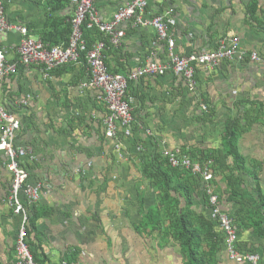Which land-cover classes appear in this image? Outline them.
<instances>
[{"label":"crops","instance_id":"crops-1","mask_svg":"<svg viewBox=\"0 0 264 264\" xmlns=\"http://www.w3.org/2000/svg\"><path fill=\"white\" fill-rule=\"evenodd\" d=\"M2 1L8 21L27 27L35 40L46 38L61 46L69 37L75 11L69 0ZM130 1L95 0V7L110 22ZM254 6L256 21L250 12ZM171 10L166 21L175 40L174 54L189 57L214 51L223 40L238 39L245 60H224L215 69L197 65L196 92L173 72L131 82L134 130L131 136L119 130L120 147L118 139L106 134L109 112L100 90L82 86L89 81L84 64L60 67L50 77L42 66L19 65L17 74L0 83L1 103L21 121L15 143L31 149L34 156H24L22 165L29 184L40 188V199L34 204L24 196L22 200L30 218L36 219L28 242L43 264H186L183 244L171 233L172 220L167 219L162 235L140 230L144 216L161 197L157 184L142 173L140 147L145 144L148 155L174 148L222 150L227 122L246 110L239 109L241 102H253L261 111L259 122L239 138L238 145L249 172L244 174L245 187L257 197L254 174L258 173L264 194V0H149V16ZM121 29L125 36L119 45L99 36L106 42L112 73L127 76L149 62L170 63L169 42L161 40L155 28L128 21ZM22 40L17 31L0 32V48L7 51L9 62L19 61ZM253 53L261 60L253 61ZM208 107L214 116L202 121ZM7 163L0 151V264H16L23 218L8 202L13 174ZM216 178L214 190L232 216L242 205L227 199L224 174ZM205 186L194 193L192 204L179 197L183 211L191 205L198 218L194 224L201 231L203 262L249 264L229 257L224 231L210 216ZM237 246L242 253L259 254L258 264H264V237L256 230L239 228Z\"/></svg>","mask_w":264,"mask_h":264},{"label":"built area","instance_id":"built-area-1","mask_svg":"<svg viewBox=\"0 0 264 264\" xmlns=\"http://www.w3.org/2000/svg\"><path fill=\"white\" fill-rule=\"evenodd\" d=\"M75 7L74 16L71 21L72 34L67 44L49 47L40 40H35L29 35L25 26L12 24L7 19L6 9L3 1L0 0V32L17 31L23 36L19 47V61L11 63L7 60V51L0 48V83L7 77L17 74L19 65L42 66L47 77L52 71L60 67L72 64H84L89 74V81L82 86L84 88H95L100 90L102 100L109 112L105 120L107 127L106 134L113 139H119L122 129L125 136H131L134 130V103L135 99L128 95L131 82L140 80L145 76H164L173 72L176 76L182 77L187 83L191 92H196L198 82L196 79L197 65H204L215 69L224 60H245V53L240 52L239 40H223L218 48L210 52L193 54L189 57H181L174 54L175 40L169 35V26L166 18L173 13V10L164 15L149 16V0H132L114 15L110 22H105L99 15L95 0H69ZM128 21H134L137 26L153 27L161 40L168 41L171 52L169 64L149 62L139 67L129 75L114 74L109 71L106 63L107 49L104 40L98 41L90 48L85 39V27L98 29L100 33L108 37L111 43L119 45L125 36L121 25ZM191 37L193 35H190ZM253 61H260L259 54H251ZM24 104H27L24 101ZM204 109L206 107L204 106ZM0 151L8 158V168L13 174V184L9 196V205L14 212L21 215L22 225L19 231L16 253V264H38L28 242V226L30 214L22 200L24 196L30 204L40 199V188L29 184V173L22 165V158L32 151L28 147L18 146L15 143L17 132L21 129L20 119L9 112L0 100ZM121 142L117 143L120 147ZM141 149V147H140ZM164 155L169 158L171 166L192 170L194 174L201 175L206 181V191L210 198V216L218 222L225 234V242L229 257L238 263L258 264L261 256L257 253H242L237 246L239 240V228L234 218L223 209L220 196L214 190L213 173L211 166L213 160L200 162L193 160L190 153L181 148L168 149Z\"/></svg>","mask_w":264,"mask_h":264},{"label":"trees","instance_id":"trees-1","mask_svg":"<svg viewBox=\"0 0 264 264\" xmlns=\"http://www.w3.org/2000/svg\"><path fill=\"white\" fill-rule=\"evenodd\" d=\"M250 12L253 21H256L257 7H251ZM71 34L72 26L68 33L69 37L65 38L66 42L64 44L69 42ZM99 36L103 37V34L98 29H88L87 26L85 27V39L90 48L95 42L104 39ZM43 41L51 48L60 45V42H53L46 38ZM238 104L239 109L244 110L246 108V110L241 115L227 122L224 133V149L206 152L191 150L188 153L196 161L207 162L213 160L211 166L215 174L213 183L218 184L216 177L223 173L229 189V192L228 190L226 191L228 193L227 199L237 201L242 205V209L232 214L236 224L239 228H253L264 237V194L260 186L259 174H254L257 193V197H254L249 188L245 187L246 179L244 174L248 172V168L246 166V159L240 152L238 145L239 138L244 133L249 132L253 124L259 122L261 111L258 105L253 102H241ZM213 116L214 112L208 107V110L204 112L202 121L211 120ZM140 151L143 159L141 167L143 175L156 183L161 192L159 204L148 210L144 216L143 223L140 225V230H151L152 233L158 231L162 235L164 234L162 229L166 227L164 224H166L167 219L172 220L171 233L183 244V249L187 255L186 264H205L203 262L205 253L201 251V231L194 224L198 218L192 210L191 205H188L186 210L183 211L182 206L179 205V197H184L189 204H192L194 193L198 191V188L203 183L206 185V181L201 175L194 174L190 169L171 166L169 158L159 151L150 155L146 154L145 144ZM217 191L215 192L217 193ZM205 192L207 204L210 208V198L206 191V186ZM35 220L34 217L30 218L28 234L32 227H35ZM203 221L209 226L212 225V221L209 219ZM34 259L36 263L43 264L36 255H34Z\"/></svg>","mask_w":264,"mask_h":264},{"label":"clouds","instance_id":"clouds-1","mask_svg":"<svg viewBox=\"0 0 264 264\" xmlns=\"http://www.w3.org/2000/svg\"><path fill=\"white\" fill-rule=\"evenodd\" d=\"M142 148V147H141Z\"/></svg>","mask_w":264,"mask_h":264}]
</instances>
